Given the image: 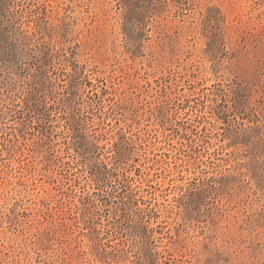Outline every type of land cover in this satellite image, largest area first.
Instances as JSON below:
<instances>
[{
  "label": "rangeland",
  "instance_id": "1",
  "mask_svg": "<svg viewBox=\"0 0 264 264\" xmlns=\"http://www.w3.org/2000/svg\"><path fill=\"white\" fill-rule=\"evenodd\" d=\"M0 264H264V0H0Z\"/></svg>",
  "mask_w": 264,
  "mask_h": 264
}]
</instances>
